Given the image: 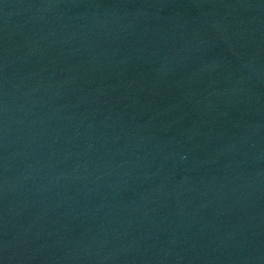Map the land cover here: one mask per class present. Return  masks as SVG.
<instances>
[{"label": "water", "instance_id": "1", "mask_svg": "<svg viewBox=\"0 0 264 264\" xmlns=\"http://www.w3.org/2000/svg\"><path fill=\"white\" fill-rule=\"evenodd\" d=\"M0 264H264V0H0Z\"/></svg>", "mask_w": 264, "mask_h": 264}]
</instances>
